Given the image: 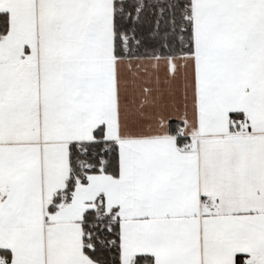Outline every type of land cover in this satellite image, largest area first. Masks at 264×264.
Here are the masks:
<instances>
[{
  "label": "snow or ice",
  "instance_id": "6c2138e0",
  "mask_svg": "<svg viewBox=\"0 0 264 264\" xmlns=\"http://www.w3.org/2000/svg\"><path fill=\"white\" fill-rule=\"evenodd\" d=\"M0 264H264V0H0Z\"/></svg>",
  "mask_w": 264,
  "mask_h": 264
}]
</instances>
